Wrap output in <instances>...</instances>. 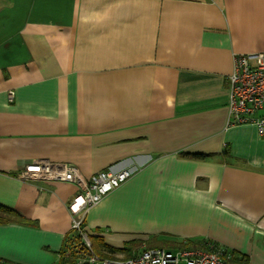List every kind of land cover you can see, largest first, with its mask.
Returning a JSON list of instances; mask_svg holds the SVG:
<instances>
[{
    "label": "crops",
    "instance_id": "1",
    "mask_svg": "<svg viewBox=\"0 0 264 264\" xmlns=\"http://www.w3.org/2000/svg\"><path fill=\"white\" fill-rule=\"evenodd\" d=\"M263 52L264 0H0V258L55 264L73 232L77 186L20 178L48 161L131 171L89 238L264 264V137L227 126L233 57Z\"/></svg>",
    "mask_w": 264,
    "mask_h": 264
},
{
    "label": "built area",
    "instance_id": "2",
    "mask_svg": "<svg viewBox=\"0 0 264 264\" xmlns=\"http://www.w3.org/2000/svg\"><path fill=\"white\" fill-rule=\"evenodd\" d=\"M10 100L13 94L9 95ZM264 52L240 54L233 57V70L228 77L227 126L253 125L264 137ZM132 173L129 170L97 172L83 177L72 165L40 161L26 168L20 178L25 180H57L72 183L79 193L69 204L71 228L81 236L84 251L78 252L76 264H233L232 255L213 245L207 248L175 249L152 248L128 259L101 258L91 251L90 241L82 224L87 211L105 195L125 183Z\"/></svg>",
    "mask_w": 264,
    "mask_h": 264
},
{
    "label": "trees",
    "instance_id": "3",
    "mask_svg": "<svg viewBox=\"0 0 264 264\" xmlns=\"http://www.w3.org/2000/svg\"><path fill=\"white\" fill-rule=\"evenodd\" d=\"M186 158H191V159H199V160H204L209 157V155H203V154H196V153H188V154H182ZM0 214L5 215V216H14V212L11 209H8L2 205H0ZM9 219L2 220L0 219V222L8 221ZM88 239L90 241L91 245V251L95 253L96 255L100 256L101 258H110L113 257L114 255L121 254L126 256L128 258H132L136 256L135 251L136 248L138 247V244L140 243L139 241H131L127 245H125L122 248H112L104 244L102 241L99 243H96L95 245L92 243L90 240L91 237ZM191 243H178V244H173L171 246H175L177 249H195L198 246L207 248L208 244L205 241H193ZM216 247V246H215ZM81 249L84 251L82 247V242H81V236L76 233V232H71L70 235L66 238L64 242V247L61 249L58 253V262L57 264H76L77 259H78V252L81 251ZM233 253H231L232 255ZM232 262L233 264H247V260L242 256L240 258H234L232 255ZM0 264H10L8 261L3 260L0 258Z\"/></svg>",
    "mask_w": 264,
    "mask_h": 264
},
{
    "label": "rangeland",
    "instance_id": "4",
    "mask_svg": "<svg viewBox=\"0 0 264 264\" xmlns=\"http://www.w3.org/2000/svg\"><path fill=\"white\" fill-rule=\"evenodd\" d=\"M246 55H249V54H246ZM122 171V170H121ZM119 172V171H118ZM88 235V234H87ZM89 236V235H88ZM92 241V243L95 245L96 243H99L101 240L99 239H96V238H91L90 239ZM128 243H126L125 245H127ZM124 245V246H125ZM123 246V247H124ZM122 248V247H121ZM161 248H166V249H170V250H175L177 249L175 246H161ZM100 257V256H99ZM124 258H127L126 256L124 255H121V254H117V255H114L113 257H110L108 259H112V260H119V259H124ZM57 264V262L55 263Z\"/></svg>",
    "mask_w": 264,
    "mask_h": 264
},
{
    "label": "water",
    "instance_id": "5",
    "mask_svg": "<svg viewBox=\"0 0 264 264\" xmlns=\"http://www.w3.org/2000/svg\"><path fill=\"white\" fill-rule=\"evenodd\" d=\"M82 264H88V263H82Z\"/></svg>",
    "mask_w": 264,
    "mask_h": 264
}]
</instances>
